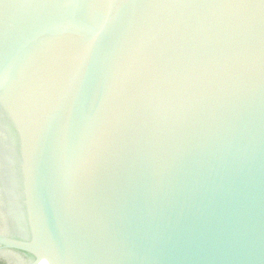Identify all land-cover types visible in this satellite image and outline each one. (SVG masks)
Listing matches in <instances>:
<instances>
[{
    "label": "water",
    "instance_id": "water-1",
    "mask_svg": "<svg viewBox=\"0 0 264 264\" xmlns=\"http://www.w3.org/2000/svg\"><path fill=\"white\" fill-rule=\"evenodd\" d=\"M1 143L14 264H264V0H0Z\"/></svg>",
    "mask_w": 264,
    "mask_h": 264
},
{
    "label": "flooded vegetation",
    "instance_id": "flooded-vegetation-1",
    "mask_svg": "<svg viewBox=\"0 0 264 264\" xmlns=\"http://www.w3.org/2000/svg\"><path fill=\"white\" fill-rule=\"evenodd\" d=\"M6 154L7 153L5 151L4 146L1 147V150H0V163L1 164H3V162L8 161V156H7L8 154L7 155ZM5 170L7 169L1 165L0 172H3ZM22 225L23 224L21 223L19 219V215L14 210H12V205H10L8 202L6 205L0 203V232L18 237V232H19L18 230L23 228ZM8 251H11L17 254V256L19 257V260H18L19 264H28L29 257L27 254L23 253L22 251L15 250V249H11ZM5 260L8 261V264H14L13 260L9 258L8 256L5 257Z\"/></svg>",
    "mask_w": 264,
    "mask_h": 264
},
{
    "label": "trees",
    "instance_id": "trees-1",
    "mask_svg": "<svg viewBox=\"0 0 264 264\" xmlns=\"http://www.w3.org/2000/svg\"><path fill=\"white\" fill-rule=\"evenodd\" d=\"M0 264H8V261H6L5 258L1 255H0Z\"/></svg>",
    "mask_w": 264,
    "mask_h": 264
}]
</instances>
